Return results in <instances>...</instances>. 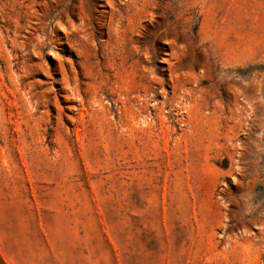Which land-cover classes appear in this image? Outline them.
<instances>
[{
    "label": "rangeland",
    "instance_id": "374dc122",
    "mask_svg": "<svg viewBox=\"0 0 264 264\" xmlns=\"http://www.w3.org/2000/svg\"><path fill=\"white\" fill-rule=\"evenodd\" d=\"M258 184L264 0H0V264H264Z\"/></svg>",
    "mask_w": 264,
    "mask_h": 264
},
{
    "label": "trees",
    "instance_id": "16d2710c",
    "mask_svg": "<svg viewBox=\"0 0 264 264\" xmlns=\"http://www.w3.org/2000/svg\"><path fill=\"white\" fill-rule=\"evenodd\" d=\"M249 69H253L252 67H250ZM245 70H239L238 74H244ZM220 168L222 169H226L228 162L226 160H223L220 165L217 164ZM253 202L257 203L260 202L264 199V186L261 184H258L255 189L253 190Z\"/></svg>",
    "mask_w": 264,
    "mask_h": 264
}]
</instances>
